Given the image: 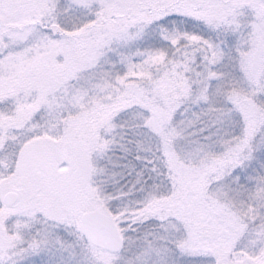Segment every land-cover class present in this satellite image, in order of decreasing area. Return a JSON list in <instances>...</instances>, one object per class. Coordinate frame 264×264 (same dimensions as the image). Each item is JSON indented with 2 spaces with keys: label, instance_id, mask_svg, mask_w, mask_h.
Masks as SVG:
<instances>
[{
  "label": "snow or ice",
  "instance_id": "6c2138e0",
  "mask_svg": "<svg viewBox=\"0 0 264 264\" xmlns=\"http://www.w3.org/2000/svg\"><path fill=\"white\" fill-rule=\"evenodd\" d=\"M0 264H264V0H0Z\"/></svg>",
  "mask_w": 264,
  "mask_h": 264
}]
</instances>
